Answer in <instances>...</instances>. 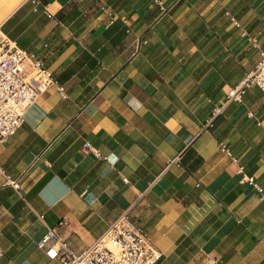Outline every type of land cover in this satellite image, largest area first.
<instances>
[{
  "label": "crops",
  "instance_id": "1",
  "mask_svg": "<svg viewBox=\"0 0 264 264\" xmlns=\"http://www.w3.org/2000/svg\"><path fill=\"white\" fill-rule=\"evenodd\" d=\"M160 2L0 0V35L67 96L0 145V264H61L49 229L79 252L124 213L158 264H264V94L226 98L264 51V0Z\"/></svg>",
  "mask_w": 264,
  "mask_h": 264
},
{
  "label": "built area",
  "instance_id": "2",
  "mask_svg": "<svg viewBox=\"0 0 264 264\" xmlns=\"http://www.w3.org/2000/svg\"><path fill=\"white\" fill-rule=\"evenodd\" d=\"M151 1L160 7L162 5L160 0ZM52 87L57 89L61 99H66L64 88L43 62L0 35V145L17 133L24 123L27 109ZM250 87L264 94V51L260 52L256 68L238 86L229 90L226 96L228 102L241 103ZM249 116L252 117L251 114ZM218 147L227 156L230 155L225 144L220 143ZM89 151L91 148L85 144L83 153ZM93 153L101 158L97 151ZM123 181L127 182L126 179ZM246 181L262 192L253 178H247ZM8 183L15 190L19 188L15 181ZM37 247L49 260L61 264H158L161 258L144 231L132 222L127 213L110 222L106 232L82 251L71 249L64 240L58 238L54 229L46 232Z\"/></svg>",
  "mask_w": 264,
  "mask_h": 264
}]
</instances>
